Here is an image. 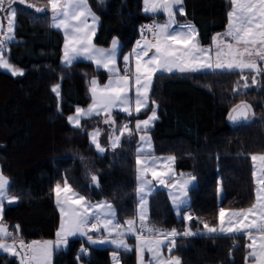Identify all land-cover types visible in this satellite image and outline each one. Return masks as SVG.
Returning <instances> with one entry per match:
<instances>
[{"label":"trees","instance_id":"trees-1","mask_svg":"<svg viewBox=\"0 0 264 264\" xmlns=\"http://www.w3.org/2000/svg\"><path fill=\"white\" fill-rule=\"evenodd\" d=\"M47 9L46 0H27ZM99 18L94 44L101 48L114 38L120 42V57L137 39V29L159 16L142 13V0H88ZM18 11L15 41L9 45L8 61L24 71L20 77L0 72V169L9 179L16 204L4 208L3 220L13 230L19 225L23 240H49L59 229L55 206L56 183H68L90 203H110L117 220L133 219L134 155L133 140L127 136L112 154L100 155L88 139L94 119H85L81 128L68 124L76 108L90 104L88 82L105 75L89 62L62 66L63 37L51 27L50 18L15 3ZM186 15L202 46L224 30L228 0H184ZM258 83L239 95L234 91L241 81L238 73H194L156 75L150 100H155L158 119L150 131L154 153L175 157L176 171L195 176L189 191L190 210L196 228L198 221L218 225L219 209H246L254 202L251 156L264 154V120L231 125L228 116L240 99L247 98L256 112L264 104V73ZM251 80V75H249ZM60 84L59 98L52 88ZM247 102V101H246ZM144 110L134 119L145 117ZM127 120L116 115L117 127ZM96 175L99 187L92 181ZM147 224L178 231L186 226L176 218L167 195L157 190L149 199ZM16 234V233H14ZM173 254L181 264H244L246 240L229 236L195 235L176 239ZM88 251L82 255L80 249ZM112 250L85 241H70L65 251L54 254L52 264H111ZM121 264H136L134 249L119 252ZM0 264H18L0 255Z\"/></svg>","mask_w":264,"mask_h":264},{"label":"snow or ice","instance_id":"snow-or-ice-1","mask_svg":"<svg viewBox=\"0 0 264 264\" xmlns=\"http://www.w3.org/2000/svg\"><path fill=\"white\" fill-rule=\"evenodd\" d=\"M19 5L26 9H34L35 13L43 16L35 18L51 19L52 27L61 29L66 42L64 44V63L70 66L75 60L83 58L95 63L97 68H102L110 73L107 83L100 86L96 79L90 81L92 104L87 111L77 108L75 116L68 120L76 128H81L82 117L102 116L103 123L111 127L107 137V147L112 150L120 147V139L130 138L133 131L147 133L153 122L158 119L155 100H151L152 108H148L152 89L153 78L157 73L161 75L173 73L196 72H222L238 73L241 77L237 82L235 92L247 90L258 83L257 77L264 73V0H228V24L226 31L213 38L215 52L212 47L202 46L198 39L199 32L196 26L188 22H178L177 14L186 15L183 7L184 0H143L144 12L164 14V23H153L142 27V32L150 34L142 36L133 53L122 56L123 70L117 66V52L121 45L118 40L112 41L111 49L104 50L92 43L98 23V17L89 6L88 0H46L47 9L28 3L27 0H18ZM16 0H0V69L12 75H23V71L14 67L5 58L7 45L15 40V24L18 11L13 5ZM103 3V0H100ZM91 20V23H89ZM151 53V55H149ZM134 59V69L130 60ZM249 75L251 82L249 83ZM52 91L60 95L59 85ZM113 109L127 113L128 116L139 115L147 109L150 115L143 120H136L134 128L123 124L117 129L115 118L111 115ZM252 106L242 101L234 106L228 116L233 123H247L250 119ZM131 123V122H130ZM99 129L91 133L92 144L98 153L103 154L106 146H102L98 137ZM141 144L137 147L136 164L138 172L139 212L136 218L128 219L121 223L116 219V212L110 203H90L85 196L80 195L67 181L63 186L56 183L53 191L61 215V223L56 232V239L34 240L25 242L19 237V225L9 226L3 220L5 204H13L18 197L11 195V186L7 177L0 170V254L9 253L19 259L20 264H52L55 250L66 246L69 237H87L90 244H111L117 250L130 252L133 249L127 243V236L131 235L138 242L136 250L139 253V264H145L144 253H150L148 264H181L172 250L176 247L177 237L195 235L229 236L239 238L241 234L250 241L248 257L253 264H264V155H252L254 167L255 202L246 209L226 210L221 207L218 215V225H209L207 222L198 221L206 230L201 233L199 229L193 230L187 224L183 230L175 228L164 230L147 224V203L157 190L162 186L168 190L175 214L181 220L191 222L192 215L182 216L181 213L190 210V186L194 187L195 176L183 178V173H175L170 162L175 157L166 159L157 158L152 150L151 137L141 135ZM149 175L151 179H149ZM180 176L181 179L176 177ZM91 181L99 187L96 175L91 176ZM153 181L156 183L154 184ZM104 211L101 212L100 210ZM139 221V227H137ZM103 229L107 236L101 235L94 238L89 232H101ZM16 233V234H14ZM82 254L87 253L86 248L80 249ZM113 261L120 264L117 252H113Z\"/></svg>","mask_w":264,"mask_h":264},{"label":"crops","instance_id":"crops-1","mask_svg":"<svg viewBox=\"0 0 264 264\" xmlns=\"http://www.w3.org/2000/svg\"><path fill=\"white\" fill-rule=\"evenodd\" d=\"M99 1V0H98ZM17 3V2H16ZM89 3V2H88ZM101 4V3H100ZM15 5V4H14ZM13 5V6H14ZM89 6H90V4H89ZM231 7V6H230ZM92 9V8H91ZM92 11H93V9H92ZM94 12V11H93ZM95 13V12H94ZM156 16H159L160 17V19L159 20H161V21H164V16L163 15H161V14H159V15H156ZM179 16V14H177V16H176V20L178 21V19H177V17ZM179 22V21H178ZM50 24H51V27H52V21H51V19H50ZM227 24H228V16H227V23H226V26H225V28H224V30L223 31H221V32H219V33H216V34H214L213 36H212V38H211V41H210V44L209 45H207L206 47H212V51H213V54H214V52H215V47H214V44H213V38L215 37V36H217V35H221V34H223L225 31H226V27H227ZM95 27H96V32H97V29H98V27H99V21H98V23L95 25ZM53 29H55V30H57V31H59L60 33H61V35H62V37H63V44H62V49H61V59H60V62H61V64H62V66H66L65 65V63H64V44H65V42H66V39H65V36H64V33H63V31L61 30V29H57V28H55V27H52ZM96 32H95V34H96ZM94 37H95V35L92 37V43L94 44ZM138 41H135L134 42V44H133V46H132V48L130 49V53L134 50V45L137 43ZM120 43V42H119ZM95 45V44H94ZM96 46V45H95ZM96 47H98V46H96ZM100 48V47H99ZM149 55H151V53H149ZM120 58V57H119ZM78 61H83V62H89V63H91L94 67H95V69L96 70H98V71H101L104 75H105V80L103 81V82H101L100 80H99V84H100V86L102 87L103 85H105L106 84V81H107V77H108V75H107V73H106V70H104V69H102V68H97L96 67V65H95V63L94 62H92V61H89V60H86V59H83V58H80V59H77V60H75L73 63H75V62H78ZM72 63V64H73ZM134 63H135V61L133 60V59H131L130 60V65L133 67V69H134ZM71 64V65H72ZM121 70H123V68L121 69ZM208 72H210V71H208ZM196 73H198V72H196ZM199 73H207V72H199ZM174 74V73H173ZM175 74H194V73H175ZM156 75H160V73H157ZM166 75H170V74H166ZM94 79V78H93ZM154 79V78H153ZM91 80V79H90ZM88 84H89V82H88ZM88 93H89V96H90V104L87 106V107H85V108H88L91 104H92V96H91V93H90V88H89V86H88ZM84 108V109H85ZM116 113V112H115ZM119 116H121L122 114H119V112L117 113ZM116 114V115H117ZM135 114H133L132 116H129V117H127V116H125V115H122L121 117H123V118H125V119H128V120H130V125H129V127L130 128H134V122L136 121L134 118H135V116H134ZM85 119H94L95 121H94V123H93V127H99L100 128V130H101V133H105L104 134V137H103V139H104V146H106V151L103 153V154H100V153H98V154H100V155H105V154H112V153H114V152H116V150L119 148H116L115 150H112L110 147H107V143H108V141H107V137H108V134H109V132H108V130L109 129H111V127H110V125H108V124H104L102 121H103V119H104V117H102V116H97V117H94V116H92V117H88V118H85ZM67 121H68V119H67ZM157 121V120H156ZM156 121L154 122V124L153 125H155V123H156ZM123 125V124H122ZM71 127H74V126H71ZM92 127V128H93ZM154 127V126H153ZM153 127H151L150 129H149V131L150 130H152L153 129ZM74 128H76V127H74ZM109 128V129H108ZM116 128L117 129H119L118 127H117V123H116ZM103 129H105V132H103L102 130ZM138 134H142V132H140V133H138V132H135V131H133V135L130 137L132 140H133V154H134V156L137 154V151H136V149H137V144H138ZM125 136H127V133L125 134ZM124 136V137H125ZM124 137H121V139H120V144H121V142H122V139L124 138ZM128 137V136H127ZM141 144V143H140ZM139 144V145H140ZM95 148V147H94ZM251 163H252V177H253V182H254V202H255V191H256V187H257V185H256V183H255V177H254V171H253V162H252V160H251ZM174 167H175V161H174ZM175 172L176 173H178L177 171H176V169H175ZM179 173H183V172H179ZM191 174L190 173H183V177H188V176H190ZM180 177V176H179ZM194 184V183H193ZM61 186H63V184H61ZM192 187L190 186V189H191ZM163 190V189H162ZM163 191H165V193L168 195V192H166V190H163ZM190 191V190H189ZM54 197H55V193H54ZM134 197H135V212H134V217H133V219L134 218H136L137 217V215H136V213H137V208H136V189H135V175H134ZM167 198L169 199V197L167 196ZM169 201V200H168ZM253 202V203H254ZM95 203H102V202H95ZM55 206H56V200H55ZM57 208V207H56ZM172 211H173V209H172ZM174 213V212H173ZM60 215V214H59ZM175 215V214H174ZM176 218H178V219H180L179 217H177L176 216ZM185 221V223H186V225L187 224H191L192 226H193V230H196V229H199V228H196L195 227V225L193 224V220L191 221V222H188V221H186V220H184ZM218 223H219V221H218ZM137 227H139V221H137ZM199 231L201 232V233H204L206 230L203 228L202 230L201 229H199ZM89 235H92L94 238H98V237H100L101 235H104V236H107V233L106 232H104L103 231V229H101V232H99V233H96V232H89L88 233ZM204 236H212V235H204ZM240 236H242V237H244L245 238V240H246V255H245V260H244V264H253V262L251 261V260H249V259H246L247 257H248V253H249V249L247 248V244L250 242L248 239H247V237L246 236H244L243 234H241ZM56 239V237L54 238V239H49V240H55ZM73 240H80V241H85L86 243H88L87 242V237H81V236H75V237H69L68 238V243H67V245L66 246H62L60 249H58V250H55L54 251V253H53V257H54V254L56 253V252H60V251H65L66 249H67V247H68V244H69V242L70 241H73ZM25 242H26V240H24ZM32 241H34V240H32ZM39 241H44V240H39ZM28 242H31V240H28ZM127 243L129 244V245H133V244H135V246H136V244L138 243L137 241H136V239H135V237L134 236H131V235H129V236H127ZM88 244H90V243H88ZM90 245H93V246H96V247H99V248H109V249H111L112 251H115V252H117V253H119V252H124V251H122V250H115L114 248H112V246H111V244H90ZM105 246V247H104ZM134 246V247H135ZM135 249V248H134ZM0 255H5V256H8V257H12V258H14L15 260H16V262L18 263V264H20V261H19V259L17 258V257H15V256H12V255H10L9 253H2V254H0ZM53 257H52V260H53Z\"/></svg>","mask_w":264,"mask_h":264},{"label":"rangeland","instance_id":"rangeland-1","mask_svg":"<svg viewBox=\"0 0 264 264\" xmlns=\"http://www.w3.org/2000/svg\"><path fill=\"white\" fill-rule=\"evenodd\" d=\"M106 1L107 0H103V3L102 4H104L105 5V3H106ZM16 2H18V0H16ZM99 3H100V0H99ZM141 9H142V13H144L145 15H148V16H153L152 14H149V13H145L144 12V3H143V0H142V2H141ZM3 15L4 14H0V18H3ZM95 15H96V13H95ZM157 15H159V14H157ZM161 15H163L164 16V21H161V20H156V21H154L155 23H164L165 22V20H166V16L164 15V14H162L161 13ZM97 16V15H96ZM156 16V15H155ZM98 17V16H97ZM98 21H99V18H98ZM89 23H91V20H89ZM113 40H118L117 38H114ZM112 40V41H113ZM15 41V40H14ZM13 41V42H14ZM112 41H111V43H110V45L108 46V47H106V48H103L104 50H109V49H111V46H112ZM119 41V40H118ZM12 42H9L8 43V45H7V51L5 52V58L6 59H8V53H9V45L11 44ZM120 44V43H119ZM137 44V43H136ZM136 44L134 45V49L136 48ZM101 48V47H100ZM131 53H133V51L131 52ZM130 53V51L129 52H126L123 56H127V55H129V54H131ZM120 48H119V50H118V52H117V61H116V63H117V66L118 67H120L121 69L124 67V62H123V60H122V57H120ZM134 60V59H133ZM10 63V62H9ZM15 67V66H14ZM17 68V67H16ZM19 69V68H18ZM21 70V69H20ZM23 71V70H22ZM0 72H3V73H5V74H7V75H10V76H12V77H20V76H22V75H12L10 72H8V71H6V70H4V69H0ZM23 73H24V71H23ZM106 73H107V75H108V77H107V81H108V79L110 78V73L109 72H107L106 71ZM199 73V72H198ZM175 74V73H174ZM93 79V78H92ZM91 79V80H92ZM94 79H96L98 82H99V78L98 77H95ZM258 79V78H257ZM90 80V81H91ZM90 81H89V84H88V86H89V88H90ZM107 81H106V83H107ZM251 82V80L249 79V83ZM153 83V82H152ZM59 85V91H60V84H58ZM255 86V85H254ZM54 87V86H53ZM251 87H253V86H250L248 89H250ZM246 90L245 89H241L240 90V92H236V93H238L239 95H241V94H243L244 92H245ZM54 93V92H53ZM91 93V92H90ZM55 95H56V93H54ZM57 96V95H56ZM60 96V95H59ZM59 96H57L58 98H59ZM149 96H150V93H149ZM242 101H244V102H246L247 101V103H249L251 106H252V112L254 113V116H252L251 114H250V119H249V122H247V123H250V122H261V120H264V104H263V102H256V103H262V104H259V105H263V108H262V111L259 113V112H256V110H255V107H254V105L251 103V102H249L248 100H247V98L245 99V98H242V99H240V101L238 102V104H240ZM237 104V105H238ZM91 106V105H90ZM89 106V107H90ZM88 107V108H89ZM153 107V105L151 104V100L149 101V105H148V108H152ZM88 108H80V109H83V110H85V111H87L88 110ZM77 109V108H76ZM145 110H147V109H145ZM155 110H156V113H157V107L155 108ZM144 110H142L141 112H143ZM116 112V113H115ZM119 112V114H122V115H125V116H127V117H129L128 115H127V113H125V112H120V111H118V110H116V109H113V111H112V113H111V115L115 118V127H116V123H117V121H116V114ZM141 112H140V114H141ZM135 114V113H134ZM139 114V115H140ZM76 115V110H75V112H74V114L73 115H71V116H75ZM121 115V116H122ZM138 115V116H139ZM150 115V112L148 111L147 112V114L145 115V117H143V118H140V119H137V120H143V119H145V118H147V116H149ZM135 117L137 116V115H134ZM137 116V117H138ZM94 117H97V116H94ZM124 117V116H123ZM85 118H88V117H82L81 118V123H82V121L83 120H85ZM157 120V119H156ZM155 120V121H156ZM154 121V122H155ZM130 120H125L124 122H123V124H126V123H128L129 125H130ZM154 122H153V124H154ZM68 124L70 125V126H73L71 123H69V120H68ZM97 129H99L100 130V128L99 127H93V128H90L89 130H88V139H89V141H90V143L92 144V137H91V133L93 132V131H95V130H97ZM109 129V128H108ZM103 132H105V129H103L102 130ZM151 131V130H150ZM150 131H148L147 133H142V134H138V144H137V146L136 147H138L139 146V144L141 143V141H140V139H139V137L141 136V135H148V136H150L151 137V135H150ZM100 132H101V130H100ZM108 132H109V134H108V136L110 135V133H111V129H109L108 130ZM104 134L105 133H101V135L98 137V139H99V142L101 143V145L102 146H104V139H103V137H104ZM93 145V144H92ZM151 145H152V150L154 151V146H153V142H152V138H151ZM94 147H95V145H93ZM95 150H96V148H95ZM97 151V150H96ZM155 154V153H154ZM134 155V154H133ZM137 155H138V153L134 156V175H135V189H136V208H137V213H136V215H138V212H139V208H138V203H139V194H138V186H139V181H138V172H137V164H136V159H137ZM256 155H264V154H256ZM155 156L157 157V158H162V159H166V158H168V157H172L171 155H156L155 154ZM170 166L173 168V170H174V172H175V167H174V161H172V162H170ZM1 170V169H0ZM253 171H254V167H253ZM176 173V172H175ZM4 175V174H3ZM5 176V175H4ZM6 177V176H5ZM149 179H151V176L149 175V177H148ZM177 179H181V177H179V176H177L176 177ZM183 178H187V177H183ZM9 180V179H8ZM153 183L155 184L156 182L155 181H153ZM193 183H194V181H193ZM166 190V192H168V190L167 189H164L162 186H157V190ZM156 190V191H157ZM165 192V191H164ZM167 195V194H166ZM168 196V195H167ZM169 197V196H168ZM149 199H150V197H149ZM149 199H148V203H147V206H146V209H147V219H146V223H147V221H148V214H149ZM169 203H170V206H171V208L173 209V212H174V214H175V211H174V208H173V205H172V203H171V199H170V197H169ZM17 202V201H16ZM16 202L15 203H13V204H5V206H4V208L6 207V206H11V205H14V204H16ZM56 207H57V204H56ZM57 210H58V213L60 214V211H59V209H58V207H57ZM101 212H103L104 210L103 209H101L100 210ZM181 215L182 216H186V215H188L187 213H185V214H183V213H181ZM175 216H177L176 214H175ZM116 219H117V217H116ZM60 223H61V215H59V227H60ZM177 238H179V237H177ZM176 238V239H177ZM129 245V244H128ZM137 245V244H136ZM112 246V248H114L115 250H117L116 248H115V246L114 245H111ZM132 249H134V251H135V259H136V264H139V253L137 252V250H136V246H135V244H133V245H129ZM135 246V247H134ZM105 247V246H104ZM173 250H174V248H173ZM173 250H172V252H173ZM123 251V250H122ZM113 252L114 251H112L111 252V254H110V257H111V264H115V262L113 261ZM117 255H118V257H119V261H120V256H119V254L117 253ZM174 256H176V255H174ZM177 257V256H176ZM151 259V257H150V253H148V252H145L144 253V261H145V264H148V262H149V260ZM79 264H83V263H81V262H79ZM120 264H121V261H120Z\"/></svg>","mask_w":264,"mask_h":264},{"label":"built area","instance_id":"built-area-1","mask_svg":"<svg viewBox=\"0 0 264 264\" xmlns=\"http://www.w3.org/2000/svg\"><path fill=\"white\" fill-rule=\"evenodd\" d=\"M153 23H154V22H145V23L141 24V25L138 27V29H137V35H138V36H137L136 41H141L142 36H148V38L151 39L150 34L147 33V32H142L141 29H142L143 26H145V25H151V24H153ZM135 239H136V238H135ZM26 242H28V241H26ZM82 255H85V254H82Z\"/></svg>","mask_w":264,"mask_h":264},{"label":"water","instance_id":"water-1","mask_svg":"<svg viewBox=\"0 0 264 264\" xmlns=\"http://www.w3.org/2000/svg\"><path fill=\"white\" fill-rule=\"evenodd\" d=\"M228 121H229V123H230L231 125H238V124H240V123H233V122L230 121L229 119H228Z\"/></svg>","mask_w":264,"mask_h":264}]
</instances>
